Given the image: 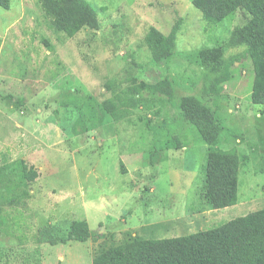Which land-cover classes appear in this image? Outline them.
Segmentation results:
<instances>
[{
  "label": "rangeland",
  "instance_id": "rangeland-1",
  "mask_svg": "<svg viewBox=\"0 0 264 264\" xmlns=\"http://www.w3.org/2000/svg\"><path fill=\"white\" fill-rule=\"evenodd\" d=\"M192 2L81 0L69 11L89 6L100 26L72 38L40 0L0 7V264H93L134 239L208 231L264 208V106L251 100L247 48H226L214 70L199 59L248 16L211 26ZM179 18L173 57L155 63L149 31L168 35ZM164 80L172 99L137 91ZM204 107L222 124L217 149L241 159L239 201L220 210L206 204L209 147L187 115ZM177 139L187 147L169 149ZM77 221L92 232L85 243L70 235Z\"/></svg>",
  "mask_w": 264,
  "mask_h": 264
},
{
  "label": "trees",
  "instance_id": "trees-1",
  "mask_svg": "<svg viewBox=\"0 0 264 264\" xmlns=\"http://www.w3.org/2000/svg\"><path fill=\"white\" fill-rule=\"evenodd\" d=\"M44 9L54 19L55 27L68 37H75L82 29H99L97 11L82 6L72 14L69 7L81 0H40ZM11 0H0V7L8 10ZM193 6L202 13L205 21L217 26L243 10L248 21L234 29L225 47H215L200 52L199 59L205 69L223 66L226 48L246 46L254 69L252 103L264 106V0H193ZM182 19L175 22L170 34L164 35L152 28L146 43L155 63H167L174 55L177 35ZM229 79L227 70L222 78ZM138 93L152 97L164 94L174 97L167 80L155 84H142ZM194 107V106H193ZM188 119L201 141L209 147L206 165L205 201L215 210L237 205L239 201V174L241 159L236 150L217 149L222 135V124L208 108L188 109ZM90 121L103 123L104 116L95 108H89ZM187 141L177 139L169 143V149L186 148ZM23 174L29 182L37 178L34 169L24 165ZM71 237L85 243L92 235L85 221L74 222ZM55 244V242H52ZM93 264H264V208L244 217L236 218L220 227L187 236L166 239H134L112 247L97 256Z\"/></svg>",
  "mask_w": 264,
  "mask_h": 264
}]
</instances>
